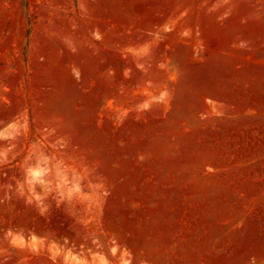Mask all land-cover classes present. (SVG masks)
<instances>
[{
	"label": "rangeland",
	"instance_id": "rangeland-1",
	"mask_svg": "<svg viewBox=\"0 0 264 264\" xmlns=\"http://www.w3.org/2000/svg\"><path fill=\"white\" fill-rule=\"evenodd\" d=\"M0 264H264V0H0Z\"/></svg>",
	"mask_w": 264,
	"mask_h": 264
}]
</instances>
